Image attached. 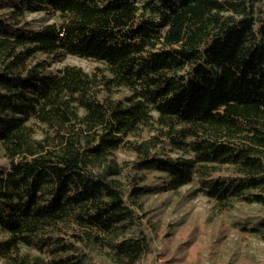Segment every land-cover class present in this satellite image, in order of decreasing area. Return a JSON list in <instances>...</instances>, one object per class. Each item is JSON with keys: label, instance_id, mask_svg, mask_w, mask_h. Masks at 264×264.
Listing matches in <instances>:
<instances>
[{"label": "trees", "instance_id": "1", "mask_svg": "<svg viewBox=\"0 0 264 264\" xmlns=\"http://www.w3.org/2000/svg\"><path fill=\"white\" fill-rule=\"evenodd\" d=\"M188 184L264 240V0H0L6 264H143L174 229L149 197Z\"/></svg>", "mask_w": 264, "mask_h": 264}, {"label": "rangeland", "instance_id": "2", "mask_svg": "<svg viewBox=\"0 0 264 264\" xmlns=\"http://www.w3.org/2000/svg\"><path fill=\"white\" fill-rule=\"evenodd\" d=\"M55 18V14L46 11H33L27 14V19L31 20L35 27L53 21ZM66 63L80 65L87 71H92L96 64L92 59L69 55L54 63L53 67ZM172 154L177 155L180 152ZM121 156L124 154L122 153ZM3 164L6 165L5 160ZM156 176V173H151L149 181H157ZM190 187L189 184L183 186L179 194L167 191L155 193L149 197L147 204L151 209L152 214L150 215L162 220L164 225L168 222L172 223L174 229H171L172 233L168 234V229L163 227L159 234L154 236L153 252L143 264H165L169 256L175 255L176 257L178 253L184 252V242L191 236L195 239V243L189 245L187 252L189 253L188 258L193 259L192 261L185 259L184 264H264V240L257 236L246 238L239 231L232 229L227 231V236L229 235L227 238L220 236L221 223L224 218L213 214L212 203L209 199L204 195L188 200L182 199L181 195L186 193ZM259 207L254 203H239L235 212L254 213L259 210ZM173 225L170 226L173 228ZM3 237L4 234L0 232V239ZM23 250L36 252L28 246H24ZM173 262L170 264H174ZM0 264H6L1 257Z\"/></svg>", "mask_w": 264, "mask_h": 264}]
</instances>
